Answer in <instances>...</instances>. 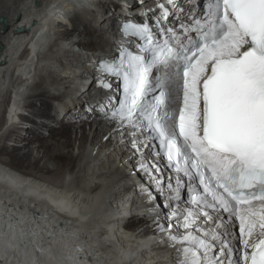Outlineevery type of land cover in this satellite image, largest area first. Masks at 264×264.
Instances as JSON below:
<instances>
[{
	"label": "snow or ice",
	"instance_id": "6c2138e0",
	"mask_svg": "<svg viewBox=\"0 0 264 264\" xmlns=\"http://www.w3.org/2000/svg\"><path fill=\"white\" fill-rule=\"evenodd\" d=\"M177 9L176 0H156L141 11L143 22L121 19L118 56L94 67L98 90H109L111 77L122 91L99 110L115 123L114 132L131 137L136 153L158 144L155 154L163 153L176 174L175 184L168 181L167 207L179 201L181 186L189 191L192 207L173 209L167 226L154 221L176 253L171 264H239L219 231H227L225 214L239 220L243 264H264V0H209L180 31L168 24ZM138 167L159 181L150 171H159L155 165L141 160ZM257 228L260 238L250 239ZM32 252L25 260L39 264L36 253L45 250ZM74 253L52 258L58 264H75L80 254L83 264L98 259L81 245Z\"/></svg>",
	"mask_w": 264,
	"mask_h": 264
},
{
	"label": "bare ground",
	"instance_id": "6f19581e",
	"mask_svg": "<svg viewBox=\"0 0 264 264\" xmlns=\"http://www.w3.org/2000/svg\"><path fill=\"white\" fill-rule=\"evenodd\" d=\"M178 1L187 4L190 0ZM46 2L48 9L43 10ZM46 2L0 0V59L4 57L0 63V105L3 104L4 108L2 115L0 114V264H30V261L25 260L24 254L30 258L33 255L32 249L35 248V244L25 246L26 241L20 243L25 234L18 233L17 229L9 225L8 219L2 217L3 211L10 210L19 213L18 220L23 221L26 218L23 210L14 206V202H22L24 207L37 204L40 208L45 204L52 207V204L62 205L64 202V207L80 214L81 219H75L78 225L76 229H79L85 242L94 235L95 230L93 232L91 228H98L103 224L116 228L120 224L129 227L140 223V226L144 225V232L156 231V216L160 217L164 212L162 209L151 214L143 213V210L138 209L140 199L137 197L131 199L129 208L114 211L117 198L121 197V204L124 205L130 196L129 193L122 192L133 181L132 176L127 175L137 174L141 179L148 175L139 169L138 161L141 160L137 156L132 155L127 159L128 153L135 152L134 149L112 145L114 138L110 130L114 124L98 107L101 103L106 104L112 93H91L88 89L91 77L75 79L74 63H63L55 57L47 59L53 47L54 50L67 52L74 59L73 62L96 58L99 51L116 46L119 38L117 19L121 21L122 18L130 17L140 20L141 10L155 8V0H143V6L140 0ZM40 11L44 12L45 17L36 24L33 33L14 32L13 27H19L18 25L27 22L32 15ZM173 14L176 19L182 18L183 15L178 9ZM57 40L60 41L59 44L53 46L57 44ZM74 45L85 48L86 56L84 57L81 48L71 47ZM42 60L49 61L44 62L47 66L43 67L44 72L37 66ZM11 70V76L8 77V71ZM88 106H92L94 111H87ZM21 124H25L26 131ZM105 136L108 137L107 140L104 139ZM124 138L126 146H131V137L125 134ZM77 140L78 148H83L84 145L86 147L79 149L77 155H74ZM147 159L150 165L159 169L150 171L163 183V192L158 200L161 201L160 197L169 199L168 181L171 180L175 184V180L167 178L162 167L153 158ZM75 160L78 162V169H75ZM67 172L73 174L70 179L66 178L69 181L65 183ZM150 181L154 182L152 179ZM141 187H138L139 192ZM149 208L151 204H146L145 211ZM109 221L110 224H107ZM17 226L23 225L17 223ZM236 226V229L227 227L226 232L224 227L219 229L224 233L223 239L233 249L235 238L240 233L239 220ZM50 229V236L61 230L56 223H53ZM65 230L62 241L72 243L69 245L75 248L74 245L80 238ZM257 230L259 229L257 228L254 234ZM124 236L128 240L137 237L130 233ZM40 238L41 236L37 237L35 243L43 248L41 246L44 239ZM54 239L52 238L51 244L53 246L44 249L45 255L37 253L39 264L57 263L50 250L58 248V245L59 248H64V244L61 242L57 245L56 242L60 241H53ZM67 244L65 246L68 248ZM148 244H143L142 248ZM137 247L134 252L139 251L140 247ZM233 253L235 256L232 260L239 261L235 250ZM107 254L113 257L108 261L110 264L114 259H121L113 252Z\"/></svg>",
	"mask_w": 264,
	"mask_h": 264
},
{
	"label": "rangeland",
	"instance_id": "374dc122",
	"mask_svg": "<svg viewBox=\"0 0 264 264\" xmlns=\"http://www.w3.org/2000/svg\"><path fill=\"white\" fill-rule=\"evenodd\" d=\"M44 2V1H43ZM45 2H46V0H45ZM96 3H98V2H96ZM42 5H43V3H42ZM98 6V5H97ZM109 12L111 13V10H109ZM97 19H98V17H97ZM96 19V20H97ZM57 43V44H54V43ZM53 44V46H57L58 44H59V40H57V41H55ZM76 45H74V46H71L72 48L73 47H75ZM77 47H79V48H81V50L82 51H86V49L84 48V49H82L83 47H81V46H76V48ZM55 48L53 47L52 49H51V51H49V53L51 54H48V56H47V59L49 58H52V57H55L56 59H57V61H59V60H62V62L63 63H66V62H72V63H76V62H73L74 61V59L71 57V56H69L68 54H67V52H65V53H63V50H59L58 51V49H56V50H54ZM53 50H54V53H53ZM48 53V52H47ZM50 55V56H49ZM72 58V59H71ZM71 59V60H70ZM55 60V59H54ZM53 61V60H52ZM44 60H42L41 61V63L40 64H38L37 66L39 67V70H41L42 72H44V70H45V68L47 67V66H45L46 64L45 63H49V61L48 62H45ZM43 63V64H42ZM71 65V64H70ZM41 66V67H40ZM43 67H45V68H43ZM44 69V70H43ZM11 72H12V70L9 72L8 71V77H10L11 75ZM10 73V74H9ZM10 75V76H9ZM7 83H9V78H8V81H7ZM90 83H92V82H90ZM89 83V86H88V89L91 87V84ZM83 98V97H82ZM4 111V108H3V104H1L0 105V114L2 113ZM26 114H28L27 112H25ZM2 115V114H1ZM20 126H22V128H23V130L24 131H26V128H25V124H21ZM91 133H93V131H91ZM91 135V134H90ZM89 135V136H90ZM90 138V137H89ZM86 146L84 145L83 146V148H78V140L76 141V146L74 147V151H73V153H74V155H77V153H78V151H79V149H84ZM77 160H75V165H76V167H75V169H78V166H77ZM75 173V172H74ZM73 174V172H67L66 174H65V179H64V182L65 183H67L68 181H69V179H70V177H71V175ZM69 178V179H66V178ZM107 224H110V221L109 222H107ZM140 224V223H139ZM139 224H137L136 226H129V227H125V225L124 224H120V226H119V228H118V226L115 228V227H111V226H103L102 224V226H100V227H93V228H91V229H93V232H94V230H95V232H94V235L91 237V238H89L88 239V241L87 242H85L86 240L84 239V238H82V234L80 233V234H77V237L78 238H80V241H78L77 243H76V245H81L85 250H92L93 251V246L96 244V243H104V241H106L108 238H112L113 239V241L111 242V246H110V248H109V252H113V253H115L116 255H117V257H119V258H126V257H129V256H131L132 254V252L133 253H135L134 252V250H135V247H129V243H134L135 241L136 242H138V243H142V245L141 244H138V246L142 249V246H143V244H148L147 246H146V248L149 246L150 248L148 249V250H146L144 253H143V257H144V260H145V264H163L162 263V261L163 260H165L166 259V257H168L169 255H171L172 253H174V249L173 248H171V247H169V245H168V243L165 241V242H163V243H161L160 242V244H158V242L160 241L159 240V237H160V235L162 234V233H159V232H157V231H153V232H144L143 231V228H144V225L143 226H140ZM85 227V226H84ZM112 228V229H111ZM84 232H86V231H84ZM89 232H91V231H89ZM116 232V233H115ZM119 232V233H118ZM126 233H130L132 236H137L135 239H127L125 236H124V234H126ZM74 235H76V234H74ZM73 235V236H74ZM126 236H129V235H126ZM147 236V237H146ZM75 237V236H74ZM139 237V238H138ZM92 238H94V239H92ZM125 239V240H124ZM131 240H135V241H131ZM146 240H148V241H146ZM155 240V241H154ZM156 240H159V241H157V243H154V242H156ZM131 241V242H130ZM63 242V244H67L68 242H65L64 243V241H62ZM124 243V244H123ZM70 244V243H69ZM69 244H67V246H69L68 248L64 245V248H58V251H65V250H72V248H71V246L72 245H69ZM113 244V245H112ZM76 245H74V246H76ZM58 246H60V245H58ZM62 247V246H61ZM121 247V248H120ZM74 249V248H73ZM110 249H112V250H110ZM120 249H121V251H120ZM122 251L124 252V253H122ZM126 252V253H125ZM121 253H122V257H121ZM106 254H107V252H106ZM119 254V255H118ZM75 255V254H74ZM81 255H83V254H81ZM124 255H127V256H124ZM104 256H106V255H104ZM124 256V257H123ZM80 257V256H79ZM79 260V258L75 261V262H77ZM57 262V261H56ZM161 262V263H160ZM100 262H98L97 264H99ZM78 264H83V261L82 262H79Z\"/></svg>",
	"mask_w": 264,
	"mask_h": 264
},
{
	"label": "water",
	"instance_id": "95a60500",
	"mask_svg": "<svg viewBox=\"0 0 264 264\" xmlns=\"http://www.w3.org/2000/svg\"><path fill=\"white\" fill-rule=\"evenodd\" d=\"M113 241L112 238H108L106 241H104V243H96L95 244V248H96V251L94 252L96 255H97V258L100 259V262L99 264H110L108 261H111L110 259H112L113 257L109 256L107 253H109V248L111 246V242ZM155 243V242H154ZM138 242H134V243H129V247H137L138 246ZM139 248V247H137ZM150 247L148 246L146 248L143 247L142 249L139 248V251L135 252V253H131L132 255L126 259H120V260H117V259H114L112 264H145V260H144V257H143V253L148 250ZM122 254V253H121ZM104 255H107V256H104ZM175 257V254H171L169 255L168 257H166L165 260L162 261L163 264H171L172 260L174 259ZM89 260H91V257L89 256L88 257ZM98 263V259L96 261V264ZM55 264H58L55 263ZM68 264H72V262H68ZM75 264H77L75 262Z\"/></svg>",
	"mask_w": 264,
	"mask_h": 264
}]
</instances>
